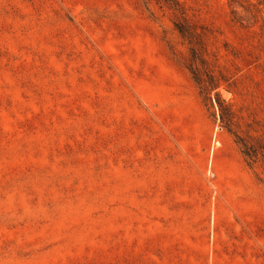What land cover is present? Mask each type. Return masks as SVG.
Masks as SVG:
<instances>
[{
	"label": "rangeland",
	"instance_id": "374dc122",
	"mask_svg": "<svg viewBox=\"0 0 264 264\" xmlns=\"http://www.w3.org/2000/svg\"><path fill=\"white\" fill-rule=\"evenodd\" d=\"M179 1L213 107L156 0H0V264H264V0Z\"/></svg>",
	"mask_w": 264,
	"mask_h": 264
},
{
	"label": "trees",
	"instance_id": "16d2710c",
	"mask_svg": "<svg viewBox=\"0 0 264 264\" xmlns=\"http://www.w3.org/2000/svg\"><path fill=\"white\" fill-rule=\"evenodd\" d=\"M156 2L164 8L171 10L174 19V26L180 35L186 39L190 44L191 49V59L192 62L189 66L190 71L193 74V78L199 85L201 93L204 95V100L209 103L211 107L214 106V100L211 93L216 90L220 85V79H215L213 76L209 75L199 68L197 60L202 59V54L207 51V46L203 35L194 29V25L188 22V18L183 10V5L179 0H156ZM204 63V60H201ZM206 75L207 79L204 78ZM216 100L220 110V120L223 127H225L230 133L234 135L235 141L240 146V149L247 160L249 165L257 162L259 154L255 149V145L250 144L243 135H241L236 128L238 123L236 118V112L232 109V106L226 103L220 96L218 91H215ZM259 148L262 149L261 157L264 160V141H259Z\"/></svg>",
	"mask_w": 264,
	"mask_h": 264
}]
</instances>
